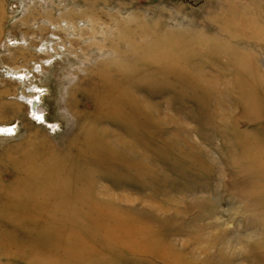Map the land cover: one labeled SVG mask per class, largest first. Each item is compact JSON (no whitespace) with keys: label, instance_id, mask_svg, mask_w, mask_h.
Masks as SVG:
<instances>
[{"label":"rangeland","instance_id":"374dc122","mask_svg":"<svg viewBox=\"0 0 264 264\" xmlns=\"http://www.w3.org/2000/svg\"><path fill=\"white\" fill-rule=\"evenodd\" d=\"M0 264H264V0H0Z\"/></svg>","mask_w":264,"mask_h":264},{"label":"water","instance_id":"95a60500","mask_svg":"<svg viewBox=\"0 0 264 264\" xmlns=\"http://www.w3.org/2000/svg\"><path fill=\"white\" fill-rule=\"evenodd\" d=\"M36 105V101H34L31 105V111L34 112L35 111V106Z\"/></svg>","mask_w":264,"mask_h":264},{"label":"flooded vegetation","instance_id":"af4514ba","mask_svg":"<svg viewBox=\"0 0 264 264\" xmlns=\"http://www.w3.org/2000/svg\"><path fill=\"white\" fill-rule=\"evenodd\" d=\"M38 102H36V104H37ZM38 105V104H37ZM31 107V106H30Z\"/></svg>","mask_w":264,"mask_h":264}]
</instances>
